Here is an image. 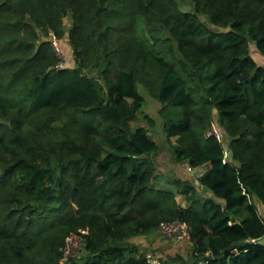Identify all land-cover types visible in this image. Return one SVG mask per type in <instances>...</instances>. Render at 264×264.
Masks as SVG:
<instances>
[{"label": "trees", "instance_id": "obj_1", "mask_svg": "<svg viewBox=\"0 0 264 264\" xmlns=\"http://www.w3.org/2000/svg\"><path fill=\"white\" fill-rule=\"evenodd\" d=\"M190 2L0 0V264H59L80 228L73 264H150L130 237L175 219L194 264H264V0ZM142 87L199 184L159 176Z\"/></svg>", "mask_w": 264, "mask_h": 264}, {"label": "rangeland", "instance_id": "obj_2", "mask_svg": "<svg viewBox=\"0 0 264 264\" xmlns=\"http://www.w3.org/2000/svg\"><path fill=\"white\" fill-rule=\"evenodd\" d=\"M179 1L183 9H189L191 7L190 0ZM70 24L71 20L69 16L66 18V28H69ZM66 39L67 38H65L64 40ZM143 42L149 51H151L152 53H156L154 41L147 29L143 33ZM63 50L70 61L71 57L70 54L67 53V48L64 49L63 47ZM254 54L259 57L258 52L255 50ZM98 70L100 71V69ZM88 71L91 75L98 76L97 69H88ZM99 81L102 82L103 85H105L104 81H102L101 78L99 79ZM141 91L145 94L146 101L144 102L143 107L137 112L135 118L131 120V126L137 127L139 125H144L148 127L151 135L160 143V149L154 155L160 172L159 176L164 175L168 177H188L195 183L199 184L198 170L193 167L190 168L188 163H180L175 161L174 159L173 150L170 145L172 144V142H175V137H172L171 141H169L166 137L163 129V119L159 113L160 102L150 96L147 90L143 87L141 88ZM129 101L132 102V99H129ZM148 115L152 117V122H149V120L146 118ZM215 126L218 128L217 125ZM221 137H223L225 145L228 146L225 132ZM162 182L166 183L165 181ZM164 185H169V183ZM178 198L182 202V195L178 194ZM130 240L131 242L138 245L140 250L142 249L145 252L147 261L150 264H163L164 261H169L171 256L174 255H181L184 258L186 264H194L196 262L194 249L189 238L184 240H176L172 236H168L167 234H165L159 227L150 232L134 235L130 237ZM83 251V249H79L78 257L83 253Z\"/></svg>", "mask_w": 264, "mask_h": 264}, {"label": "built area", "instance_id": "obj_3", "mask_svg": "<svg viewBox=\"0 0 264 264\" xmlns=\"http://www.w3.org/2000/svg\"><path fill=\"white\" fill-rule=\"evenodd\" d=\"M52 44L59 55V60L55 65L57 68L65 67L68 63V56L63 50L61 40L53 33L51 36ZM214 134L219 139L223 140L224 130L215 125L208 132ZM228 154V150L226 151ZM189 165V164H188ZM190 168H192L189 165ZM159 228L168 236H172L176 240H184L190 237L191 226L183 220H163L159 224ZM89 233L88 228H80L78 231L69 233L64 240V244L60 247L59 264H73V260L78 257L79 249H82L85 235Z\"/></svg>", "mask_w": 264, "mask_h": 264}, {"label": "crops", "instance_id": "obj_4", "mask_svg": "<svg viewBox=\"0 0 264 264\" xmlns=\"http://www.w3.org/2000/svg\"><path fill=\"white\" fill-rule=\"evenodd\" d=\"M69 48H70L69 45H67V51L69 50ZM210 165H211V163H205V164H202V165L195 167V169L198 170V176L201 175ZM262 242L264 243V238L262 239Z\"/></svg>", "mask_w": 264, "mask_h": 264}, {"label": "water", "instance_id": "obj_5", "mask_svg": "<svg viewBox=\"0 0 264 264\" xmlns=\"http://www.w3.org/2000/svg\"><path fill=\"white\" fill-rule=\"evenodd\" d=\"M229 154L232 152L231 150H228Z\"/></svg>", "mask_w": 264, "mask_h": 264}, {"label": "clouds", "instance_id": "obj_6", "mask_svg": "<svg viewBox=\"0 0 264 264\" xmlns=\"http://www.w3.org/2000/svg\"><path fill=\"white\" fill-rule=\"evenodd\" d=\"M229 153V152H228Z\"/></svg>", "mask_w": 264, "mask_h": 264}]
</instances>
